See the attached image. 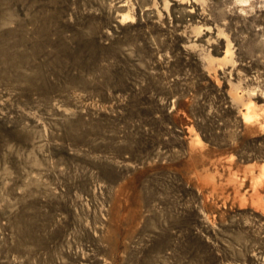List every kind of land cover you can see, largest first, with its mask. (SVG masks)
I'll list each match as a JSON object with an SVG mask.
<instances>
[{
    "label": "rangeland",
    "instance_id": "1",
    "mask_svg": "<svg viewBox=\"0 0 264 264\" xmlns=\"http://www.w3.org/2000/svg\"><path fill=\"white\" fill-rule=\"evenodd\" d=\"M0 264H264V0H0Z\"/></svg>",
    "mask_w": 264,
    "mask_h": 264
}]
</instances>
